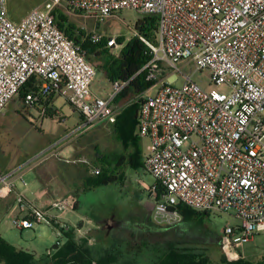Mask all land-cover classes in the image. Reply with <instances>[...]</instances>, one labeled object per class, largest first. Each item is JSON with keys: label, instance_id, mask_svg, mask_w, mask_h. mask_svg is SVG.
Returning a JSON list of instances; mask_svg holds the SVG:
<instances>
[{"label": "built area", "instance_id": "built-area-1", "mask_svg": "<svg viewBox=\"0 0 264 264\" xmlns=\"http://www.w3.org/2000/svg\"><path fill=\"white\" fill-rule=\"evenodd\" d=\"M63 5L96 23L126 10L158 18L157 45L135 33L152 54L141 72L155 82L140 94L137 126L139 137L150 142L144 169L156 180L149 188L152 222L179 226L184 220L179 205L233 216L238 222L222 230L221 250L229 260L241 259V249L264 236V0H47L18 22L9 17L8 0H0V114L30 83L26 109L43 107L54 94L82 116L81 124L49 149L0 172V200L14 194L19 211L30 212L14 226L46 225L60 238L71 229L65 219L75 200L61 197L40 209L26 198L25 176L49 150L78 133L116 123L115 103L135 79L112 82L104 96L93 93L98 70L83 43L57 25L55 10ZM103 38L91 34L85 40L98 45ZM106 47L122 50L123 44L111 37ZM183 62L210 72L214 88L206 90L184 75ZM162 64L174 74L166 76ZM175 73L184 76L182 84Z\"/></svg>", "mask_w": 264, "mask_h": 264}, {"label": "rangeland", "instance_id": "rangeland-1", "mask_svg": "<svg viewBox=\"0 0 264 264\" xmlns=\"http://www.w3.org/2000/svg\"><path fill=\"white\" fill-rule=\"evenodd\" d=\"M46 1L8 0L9 17L13 21L20 20L32 9L41 6ZM64 7V5L58 6L57 9L64 10L76 27L85 30L87 35L100 34L107 40L111 37L117 39L124 37L126 42L130 41L135 37L137 20L143 17L136 12L126 10L118 18L108 19L104 23H96L92 19L81 16L76 12H69ZM118 43L121 44L119 41ZM110 51L117 56L121 50L112 49ZM91 59L93 60L92 64H97L94 55ZM162 66L165 69L167 68L164 64ZM181 68L184 75L191 76L193 81L202 88L206 90L214 88L210 72L205 70L198 71L192 63L186 62L181 63ZM172 74H174L172 69H166V76ZM175 74L179 77L178 85L182 84L184 76L178 73ZM109 84L104 73L98 71L93 90L101 95L111 89ZM222 89L227 90L226 88ZM154 92L155 89L149 90V94ZM141 100L142 95H135L133 92H129L126 96L120 98L115 104L116 108H118V116L125 107L132 103L140 104ZM22 102L23 98L19 95L0 114V163L3 165L15 164V166H18L27 162L29 159L49 149L50 146L60 141L82 122L81 114L75 111L72 105L63 98H57L56 102L53 99L49 105L42 109V112L36 108L26 109ZM112 125L107 123L95 125L75 135L67 141L66 145L65 143L61 144L59 147L64 145L61 149L49 150L39 161L31 166V171L27 172L25 179L30 183L36 180L37 176H41L44 182L49 184V178H51L52 174L48 168L50 163H53L58 158L56 155L66 147H73L74 155L72 159L84 160L85 163L76 162V164L67 166L70 167L75 188L79 190V186H81V191L78 194L75 191L72 195L80 199V212L96 221L94 227H99L97 230L91 231L90 236L95 238L92 242L93 245L113 247L115 241L114 231L118 223L130 220L133 223L136 222L133 229L141 232H138L135 236L136 233H133V229L129 227L126 229L127 231H124L125 233L123 232L128 239H131L134 245L129 248V251L137 252L139 257L135 260L139 264H152L153 256L158 252V249L151 243L160 244L159 242L164 241V238L156 235L152 237L148 232L146 233L145 228L140 227L139 229L136 224L147 223L150 219L154 200L149 188L156 185L155 178L146 172L145 169L134 170L123 164L118 167V170L114 168L111 171L112 173H109L119 175L120 179L108 184L84 188L88 178L97 179L92 172L94 169H99L101 174L109 169L106 160L115 162L113 155L129 157L133 154V149L130 145H125L119 140ZM140 147L145 153L143 155L144 159V156L149 153V141L140 138ZM76 165H79L82 169L77 168ZM2 212L0 203V216ZM237 222L230 215L205 214L202 212V214L194 215L183 221L180 233H171L166 238L171 240V242L181 241V248H188L196 253H204L213 263H219L224 257L227 258L221 250V232L227 224H235ZM0 234L9 242H12L10 240H13V238L16 239L20 247L24 248L25 251L37 247L42 254L47 251H54V247L58 242H62V238L59 237L58 233L46 225H39L30 230L20 231L13 223L1 220ZM123 240L122 243L125 247L127 239ZM144 243H147V250L142 248L143 245L145 246ZM165 243L167 244V240ZM141 248L143 250L141 254L147 255L144 258H140L141 255L138 253ZM240 253L241 259L261 263L264 260V236H256L255 240L245 245Z\"/></svg>", "mask_w": 264, "mask_h": 264}, {"label": "trees", "instance_id": "trees-1", "mask_svg": "<svg viewBox=\"0 0 264 264\" xmlns=\"http://www.w3.org/2000/svg\"><path fill=\"white\" fill-rule=\"evenodd\" d=\"M76 13L82 16L80 12ZM55 16L57 25L69 38L78 43H83V48L88 54V60L92 62L93 60L91 57L93 55L95 56L97 64L93 65L99 72L104 73L107 80L112 83L116 80L127 81L135 77L130 87L118 98L117 101L126 96L129 92H133L135 95H140L154 86V81L147 80V71L141 72V70L152 60V54L150 47L145 44L139 36L146 38L152 45L158 44L157 17L143 16L141 19H138L135 28L139 36H135L128 42H126L124 37L117 39L123 44V48L120 51V54L116 56L106 47V38H103V41L98 45H93L90 41L85 40L87 37L86 31L76 27L70 21L64 10L56 9ZM30 88V83L25 85L20 94L22 98H24L25 92ZM139 110V103L128 105L121 111L120 115L117 117L116 123L112 125L119 140L125 145H130L133 149V154L129 157H125V155H113L112 157L115 159V162L112 160H106L109 169L103 171V174L100 173L99 175H96L95 177L97 179L93 180L91 177L88 178L86 187L84 188H92L120 179L119 175L109 173H112L111 171L114 168L118 170V167L123 164L134 170L140 168L144 169L143 152L140 147V137L137 134ZM159 195H162L161 190H159ZM178 209L181 212L184 221L194 215L202 214V211L197 212L185 205H179ZM203 213L209 214V212L205 211ZM179 226L161 228L162 230L159 231H156L155 228L146 231V233L148 232L152 237L153 235H156L164 238V241L159 242L160 244L156 242L151 243L158 249V252L153 256L152 264H264V260L261 263H254L244 259L229 260L225 257L219 263H213L206 254L196 253L188 248H181V241L171 242V240L166 238V236L171 233H180L181 230H177ZM62 234L65 243L61 247L56 245L54 247L55 253L52 256L46 255L40 258H36L33 253L28 251L18 250L0 235V264H139V262H136L135 260L139 256L136 251H129L132 242L125 237V235H123L121 241H114L113 247L108 246L98 248L94 245H89L88 240L86 239L77 241L75 230L73 229L62 231ZM123 239H127L125 247L122 243V241H124ZM149 240L151 241V239ZM166 240L167 244L165 243ZM147 243H144L145 246L142 244V248L145 250L148 249ZM142 248L138 252L141 255L140 258L147 256L146 254H141L143 253Z\"/></svg>", "mask_w": 264, "mask_h": 264}, {"label": "crops", "instance_id": "crops-1", "mask_svg": "<svg viewBox=\"0 0 264 264\" xmlns=\"http://www.w3.org/2000/svg\"><path fill=\"white\" fill-rule=\"evenodd\" d=\"M18 21L19 20H16V22H18ZM107 82L109 84L110 81L107 80ZM110 85H111V82H110L109 86ZM107 92L99 95V94L95 93L93 90V93L96 95H99V96H104L107 94ZM57 98H62V97H59L58 95L53 94L43 107L40 108V106H39V107H36V109L41 112L42 108L49 105L53 99L56 102ZM22 104H23V102H22ZM23 106H24V104H23ZM63 146L58 147L57 149H61ZM149 151H150V148H149ZM144 154L145 153L143 152V155ZM73 155H74L73 147H71V148L66 147L62 152L58 153L56 155L58 158L56 160H54L53 163H50V167H48L52 173L51 178H49V184H46L44 182V180L41 178V176H37L36 180H33L32 182L29 183L28 191L26 193V198L29 201V203H31L32 205H35L36 207H38L40 209H49L51 202H53L54 200L61 198V197H66V196L67 197H73V199L76 202L75 210L73 212H71L70 214H68L66 216L65 220L68 222L71 229L75 230V236H76L77 241H81L83 239H86V240H88L89 245H93L92 242H93V240H95V238L90 236V234H91V231L97 230L99 227H94V223H96V221H94L91 217H88L86 214H82L80 212V209H81L80 199H79V197L75 198V196H73L72 194L75 191L78 194L81 191L80 190L81 186H79L80 187L79 190L75 188V182L73 180V177L71 176L70 167H67L69 165L76 164V162H79L81 164V163H85V161L84 160H79V161L73 160L72 159ZM15 167H17V166H15V164L8 166V165H3L0 163V172H2V173L8 172ZM76 167L79 169L80 168L82 169V167H80L79 165H76ZM35 172H37V171H35ZM83 181H84V179H83ZM83 190H85V189H83ZM0 203H1L2 211H3L2 215L0 216L1 217L0 221L4 220V221L12 224L14 220L25 219L30 214L29 211H26L24 213H21L19 211L17 203H16V197L14 194L10 195L6 199L1 200ZM152 205L154 206V202ZM152 211H153V207H152ZM151 214H152V212H151ZM149 218L150 219L147 223L143 222V223L136 224L137 227H139V229H140V227H142L143 229L145 228L146 231H148L149 229L152 230L154 228L156 229V231L162 230L161 228L154 225V223L152 222L151 216ZM135 223H133L130 220H124L122 222H119L115 231H114L115 232V236H114L115 242L117 240L121 241L123 235H125V237H127V235L123 234V232L127 231L126 229H128V227L133 229V226ZM27 230H30V229H27ZM177 230H181V225L178 227ZM20 231H25V230H20ZM132 232L136 233L135 234V236H136L137 233L141 232V231L137 232V230L133 229ZM0 235L3 237L2 234H0ZM4 240H6V239L4 238ZM10 241H12V242H9V241H7V242L9 244H11L12 246H14L15 248H17L18 250H24L25 251L24 248L20 247V245L18 244L19 242L16 239L13 238V240H10ZM130 241H131V239H130ZM64 243H65V239H64V237H62V242H60V247ZM132 245L133 244H131L130 248L133 247ZM94 246L98 247L97 244L96 245L94 244ZM26 251L33 253L36 256V258H40V257L46 256V255L52 256L55 253V251H47L45 254H42L41 252H39L37 247L28 249Z\"/></svg>", "mask_w": 264, "mask_h": 264}]
</instances>
